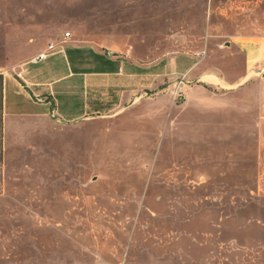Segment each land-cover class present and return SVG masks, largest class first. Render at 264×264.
I'll return each mask as SVG.
<instances>
[{"label":"rangeland","instance_id":"obj_1","mask_svg":"<svg viewBox=\"0 0 264 264\" xmlns=\"http://www.w3.org/2000/svg\"><path fill=\"white\" fill-rule=\"evenodd\" d=\"M60 34L157 76L136 106L95 120L93 140L51 122L7 140L0 214L19 208L22 164L44 186L32 217L0 215V264H264V176L247 139L257 130L241 129L243 112L224 113L233 129L216 123L243 69L237 44L264 42V0H0V71L29 68Z\"/></svg>","mask_w":264,"mask_h":264},{"label":"crops","instance_id":"obj_2","mask_svg":"<svg viewBox=\"0 0 264 264\" xmlns=\"http://www.w3.org/2000/svg\"><path fill=\"white\" fill-rule=\"evenodd\" d=\"M50 43L55 46L56 52L42 62L31 64V58L45 51ZM48 44L29 54V68L14 67L6 72L0 71L3 77L0 201L4 198L2 193L6 182L7 140L10 142L12 137L20 136L24 130L39 126L42 122H51L54 126L68 125L60 130L80 127L81 131H84L86 128L87 137L90 136L93 140V122L113 117L126 108L136 106L142 98L144 78L157 76L153 66H144L136 59L123 56L101 44L80 42L73 34L71 37L60 34ZM237 47L243 54V69L240 75L234 73V70L232 72L238 79L231 82L232 86L226 81L216 79L220 86L228 85L231 89V92L224 96L225 101L224 97L217 100L216 123L220 128L231 125L233 129V122L231 124L228 121L225 124V112L231 114L232 121L235 113L251 114L247 119L251 124L244 125L241 129L246 127L257 130V134L247 139L255 146V158L252 160L255 175L264 176V42L238 43ZM174 64L175 61L172 62L173 69ZM242 98L245 99L246 105L251 101L253 103L242 108ZM224 102L229 103L228 108H224ZM27 147L23 148L30 151ZM78 172L75 178L83 179L94 175L92 169L86 174ZM15 174L18 180L14 182L19 184L13 187L10 197L12 205L19 208L10 207L0 215L32 217L29 216L28 210H34L35 213L36 210H42L33 189L35 187L39 190L44 186L41 170L25 163ZM20 176H23L22 179ZM36 181L39 184L34 186Z\"/></svg>","mask_w":264,"mask_h":264},{"label":"built area","instance_id":"obj_3","mask_svg":"<svg viewBox=\"0 0 264 264\" xmlns=\"http://www.w3.org/2000/svg\"><path fill=\"white\" fill-rule=\"evenodd\" d=\"M68 34H65V37H67ZM56 52V48L53 44H48L45 51L37 54L35 57L31 58L30 63L31 64H37L39 62H42L46 60L49 56L53 55Z\"/></svg>","mask_w":264,"mask_h":264},{"label":"trees","instance_id":"obj_4","mask_svg":"<svg viewBox=\"0 0 264 264\" xmlns=\"http://www.w3.org/2000/svg\"><path fill=\"white\" fill-rule=\"evenodd\" d=\"M2 83H3V77L0 74V187L2 184Z\"/></svg>","mask_w":264,"mask_h":264}]
</instances>
